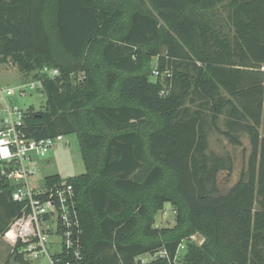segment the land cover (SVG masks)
<instances>
[{
    "label": "trees",
    "instance_id": "16d2710c",
    "mask_svg": "<svg viewBox=\"0 0 264 264\" xmlns=\"http://www.w3.org/2000/svg\"><path fill=\"white\" fill-rule=\"evenodd\" d=\"M3 64L45 77L28 136L78 138L84 172L44 179L72 185L82 227L80 259L58 264H264V0H0ZM210 131L249 141L227 190ZM11 190L0 181V236ZM165 203L174 225L154 226ZM19 245L3 264H30Z\"/></svg>",
    "mask_w": 264,
    "mask_h": 264
},
{
    "label": "built area",
    "instance_id": "2783aa9c",
    "mask_svg": "<svg viewBox=\"0 0 264 264\" xmlns=\"http://www.w3.org/2000/svg\"><path fill=\"white\" fill-rule=\"evenodd\" d=\"M41 73L48 78L60 74L57 68L49 66H43ZM44 78L27 79L16 87L0 88V104L4 112L0 119V181L9 183L12 187L11 199L21 204L19 213L0 237L10 246L19 243L17 252L25 260L35 261L45 253L51 264H58L59 258L55 255L63 251L74 259L81 257L82 227L75 192L72 185L65 181L49 186L44 180L41 188H33L28 180L37 171L36 162L56 142L62 141L64 135L42 138L28 136L24 129L26 108L9 105L6 101L7 97L15 94L24 96L28 91L38 93ZM55 237H60V240H55ZM57 246L59 251H48ZM165 258H169L165 249L138 257L141 263Z\"/></svg>",
    "mask_w": 264,
    "mask_h": 264
},
{
    "label": "rangeland",
    "instance_id": "374dc122",
    "mask_svg": "<svg viewBox=\"0 0 264 264\" xmlns=\"http://www.w3.org/2000/svg\"><path fill=\"white\" fill-rule=\"evenodd\" d=\"M262 68L264 69V66ZM78 74H81V72ZM25 80L23 75L15 67L9 64L0 66V88L16 87ZM6 101L9 105L16 104L24 109L32 105L35 110H40L44 104V97L40 96L37 92L28 91L24 96L15 94L7 97ZM3 116V105L0 104V119ZM263 130L264 120L261 126V133ZM240 139L242 142L241 145H234L215 131H210L209 133V149L219 155L228 154L231 157L232 168L230 170L221 171L218 174V183L224 190H227L238 180L247 164V157L250 151L249 141L245 134L240 135ZM36 165V173L28 180L30 186L33 188H41L44 184L45 177L48 175L57 174L64 180L67 177L84 172L77 135L74 133L64 135V139L56 142V145L51 148L43 158H40L36 162ZM153 225L157 227L174 225V211L169 203H165L163 209L157 213ZM55 238L57 241L60 240V237ZM191 238L198 244L203 241V236L200 234H194ZM51 240H54V238ZM9 248L10 245L5 243L0 237V264H3L7 260ZM53 250L59 251L60 249L58 246L56 249H48L50 253L53 252ZM28 262H30V264H51L45 253H42L35 261ZM9 264L18 263L13 261L10 257Z\"/></svg>",
    "mask_w": 264,
    "mask_h": 264
}]
</instances>
